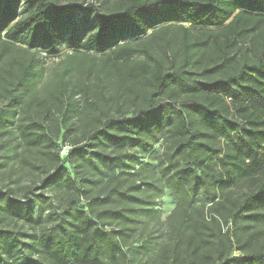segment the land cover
I'll return each instance as SVG.
<instances>
[{"label": "trees", "instance_id": "obj_1", "mask_svg": "<svg viewBox=\"0 0 264 264\" xmlns=\"http://www.w3.org/2000/svg\"><path fill=\"white\" fill-rule=\"evenodd\" d=\"M63 48L70 52L45 77L38 55L59 56ZM0 78L6 100L0 137L6 123L19 121L26 147H41L48 159L52 172L45 183L53 190L80 191L68 164L79 173L85 159L107 148L161 139L178 156L159 174L171 180L178 199L168 217L178 238L176 255L166 264H264V243L249 249L258 232H244L242 224L248 213L264 209V0H114L102 7L0 0ZM68 145L62 158L60 150ZM115 161L118 168L127 166L122 153ZM187 186L194 192L203 187L222 207L219 216L202 214L212 233L205 226L200 230L193 207L179 202ZM140 188L134 182L121 193L125 209H78L70 236L65 227L50 240L35 237L30 247L37 259L32 250L23 254L22 235L4 222H33L31 199L25 206L5 197L0 264H129L123 241L129 226L102 217L116 213L117 219L132 220L143 208L135 202L153 210L150 197H138ZM236 189H242L239 197ZM234 250L245 257L235 259Z\"/></svg>", "mask_w": 264, "mask_h": 264}, {"label": "rangeland", "instance_id": "obj_2", "mask_svg": "<svg viewBox=\"0 0 264 264\" xmlns=\"http://www.w3.org/2000/svg\"><path fill=\"white\" fill-rule=\"evenodd\" d=\"M61 1L63 3L71 1L94 2L101 7L114 3V0ZM69 52V49L63 48L59 56L39 54L37 68L42 69L44 76L47 77L60 63L61 56ZM4 83L0 78V86ZM81 101L83 102V100ZM4 102L6 103V100L0 96L1 109L5 106ZM18 122L13 125L6 123L5 133L0 137V201L2 202L7 196L23 202L25 206L29 204L28 199L32 201L31 208L36 218L33 222L23 220L13 222L10 218L4 221L9 230L22 235L25 242L24 255L32 250L30 245L35 237L40 240H50L65 227L70 236V232H73L76 225L78 209H84L90 204L97 210L104 208L125 209L127 206H124L121 193L127 192L134 182L141 185L137 191L138 197L141 195L145 199L150 197L153 202L150 207L153 210L148 211L149 208L146 207V204L135 202L143 208L137 215H134L132 220L117 219L116 213L113 216L112 213H106L102 217L103 221L116 226H118L117 224L129 226V229L124 226L126 234L123 240L129 252V264H166L170 257L176 255L173 249L176 247L178 238L175 237L168 217L178 203L177 190L169 186L171 180L167 182L165 177L159 178V174H162L161 171L166 164L178 163V156L169 152V146L167 147L163 140L149 138L147 142H136L135 146H128L119 151L107 148L106 152L103 151L100 156L85 159L79 168V173H76V169L68 164L70 172L76 178L81 189L79 192L75 190L57 192L45 183L52 170L48 167V159L46 160V156L41 153L42 148L26 147L25 142L19 136ZM223 142L226 143V141ZM70 148L69 145L62 147L60 150L62 158L68 155ZM119 153L124 154V161L127 164L125 168H118L115 161ZM260 158L264 160V153ZM75 174L78 175L75 176ZM110 174H120V181L115 179L111 182L108 179ZM147 181L150 182L149 185H142ZM118 183L120 184L119 190L112 192V187ZM187 188L188 193L185 190L181 191L182 198H179V202L183 204L184 208L193 207L195 222L202 223L199 225L200 230H203L205 226L209 228L208 232L212 233L214 226L204 225L202 214L205 218H210L212 214L219 216L220 213H223L222 207H215V202L210 199V194L203 187H199L195 192L190 187L187 186ZM134 192L136 191L131 190L130 193L134 194ZM221 193L219 190V194ZM241 193L242 189H236L233 195L239 197ZM127 203L130 204L131 201ZM248 215L251 217L242 220L243 231L255 230L258 232L257 235L252 236L249 246V249L253 250L264 243V233H262L264 209L248 213ZM193 231L194 229L190 228L185 230L182 235V242L178 246L179 255L183 254L182 250L186 249L184 238ZM209 235L212 236L211 245H213L214 234ZM73 249L74 247L71 246L70 250ZM31 253L33 259L40 257L34 249ZM232 256L241 260L245 257L239 250H234ZM233 264H242V261Z\"/></svg>", "mask_w": 264, "mask_h": 264}]
</instances>
